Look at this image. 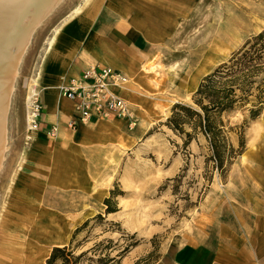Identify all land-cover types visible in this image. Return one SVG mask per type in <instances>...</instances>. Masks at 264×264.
Masks as SVG:
<instances>
[{
  "label": "rangeland",
  "instance_id": "obj_1",
  "mask_svg": "<svg viewBox=\"0 0 264 264\" xmlns=\"http://www.w3.org/2000/svg\"><path fill=\"white\" fill-rule=\"evenodd\" d=\"M82 2L63 0L36 28L10 96L9 147L0 172V264H45L52 247L68 245L78 227L73 246L76 254H86L82 264L103 254H121L120 264H170L172 247L193 241L224 242L222 228L225 223L229 226L228 203L236 186H251L264 200V110L252 117L248 104L223 114L232 151L222 167L211 158L202 133L185 126L192 135L185 144L187 137L166 123L175 103L194 105L193 94L203 76L264 28V0H195L189 16L178 18L170 41L158 47L153 61L157 67L141 70L145 81L126 75L128 90L122 96L132 104L136 122L130 128L119 120L120 131L130 141L118 127H98L116 140L103 150L90 145L78 150L90 154L82 169L90 173L89 185L73 187L67 175H77V163L82 162L67 167L69 155L58 161L66 167L60 165L54 177L36 171L31 160L23 167L18 164L25 147L31 151L32 142H41L39 135L30 141L27 131L24 80L55 26ZM64 151L71 153V148ZM77 187L86 192H73Z\"/></svg>",
  "mask_w": 264,
  "mask_h": 264
},
{
  "label": "crops",
  "instance_id": "obj_2",
  "mask_svg": "<svg viewBox=\"0 0 264 264\" xmlns=\"http://www.w3.org/2000/svg\"><path fill=\"white\" fill-rule=\"evenodd\" d=\"M194 2L91 0L81 14L66 23L57 36L55 48L47 56L39 80V97L43 109L42 126L37 133L41 142H32L31 151L27 149L22 167L31 160L35 162L36 171L54 177L60 165L66 167L58 164V161L71 156L67 167L74 166L75 163L70 164L73 161L82 163H77L80 168L77 175H67L68 185L88 187L87 178L90 173H84L82 169H85L83 161L90 154L86 156L78 150L82 151L88 145L95 150L105 149L107 142L116 140V137L107 131L99 132L97 128L118 127L120 131L122 121L118 120L115 126L113 119H101L89 125L69 128L73 104L60 95L58 86L61 77L78 75L89 65H101L117 69L131 79L145 81L141 77V70L146 60L155 57L158 47L164 41H170L178 18L189 16ZM125 90H128L127 86L120 91L121 94ZM52 124L58 126L57 139L46 136ZM120 134L127 138V143L130 141V136L121 131ZM68 148H71V153L64 154ZM96 159L99 161V157ZM85 190L77 187L72 191L83 193ZM258 193L251 186H236L232 192L233 197H230L233 201L228 203L229 226L225 223L226 226L222 228L225 241H193L172 247L168 250L169 263L264 264V200H260V196L256 195ZM93 213L80 216L78 222Z\"/></svg>",
  "mask_w": 264,
  "mask_h": 264
},
{
  "label": "trees",
  "instance_id": "obj_3",
  "mask_svg": "<svg viewBox=\"0 0 264 264\" xmlns=\"http://www.w3.org/2000/svg\"><path fill=\"white\" fill-rule=\"evenodd\" d=\"M193 104L175 103L166 124L174 132L187 137L185 144L192 138L185 126L202 133L208 142L211 158L222 167L223 160L232 151L228 146L223 114L248 104L252 106V117L264 110V28L247 38L228 60L203 76L193 94ZM80 228H76L68 245L52 247L45 264H82L86 254H76V246H73ZM121 256L103 254L87 260L89 264H120Z\"/></svg>",
  "mask_w": 264,
  "mask_h": 264
},
{
  "label": "bare ground",
  "instance_id": "obj_4",
  "mask_svg": "<svg viewBox=\"0 0 264 264\" xmlns=\"http://www.w3.org/2000/svg\"><path fill=\"white\" fill-rule=\"evenodd\" d=\"M62 2L63 0H0V172L3 169L5 162L4 160L9 147V142H8L9 131L6 126V117L10 103V96L12 94V91L15 86V82L20 73L19 68L22 62V58L24 57L25 55L24 53L28 50V47L31 43L30 41L33 32L36 30V28L41 24V22L45 18H48V16L51 15V13L54 10H56V8ZM90 2L91 0H83L82 3L78 4L72 9V11L68 14L66 18H64L59 24L55 26L54 30L47 38L41 53H39L40 55L38 61L34 64L32 73L25 78L24 81L27 86V97L25 99L26 100L25 105L27 110V114H26L27 123L29 122V118H30L31 104L33 103V100L39 95V80L41 76V71L46 63L47 56L52 52V50L55 48L57 44V36L59 35L62 27L70 20L75 19L79 14H81L82 11L87 7V5ZM201 54H203V52ZM215 56L216 55H214V57ZM154 58L146 60L143 69L146 70L147 66H149L150 70L154 68L155 64L152 63ZM207 63L209 64V62ZM212 63H214V61H212ZM153 71L154 70H152V72ZM201 72L202 71H200V73ZM191 84L193 83L191 82ZM113 120H119V119H113ZM27 131L31 138L30 141L35 140L38 135L37 131L30 129L28 124H27ZM57 135L58 132L56 134V137ZM26 154H27V148L25 147L21 152L18 167L22 166V163L26 159ZM16 173L17 170L14 171L13 175L11 174L12 178L10 180L9 185L13 183ZM61 236L62 235H58V237Z\"/></svg>",
  "mask_w": 264,
  "mask_h": 264
},
{
  "label": "built area",
  "instance_id": "obj_5",
  "mask_svg": "<svg viewBox=\"0 0 264 264\" xmlns=\"http://www.w3.org/2000/svg\"><path fill=\"white\" fill-rule=\"evenodd\" d=\"M127 81V76L121 71L101 65H89L75 76H62L58 86L60 95L73 104V117L68 126L75 128L101 119H121L132 128L136 122L135 113L132 104L120 92ZM42 109V102L37 96L30 107L29 122L26 121L30 129H41ZM57 132L58 126L52 124L46 136L54 138Z\"/></svg>",
  "mask_w": 264,
  "mask_h": 264
}]
</instances>
